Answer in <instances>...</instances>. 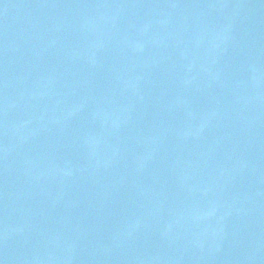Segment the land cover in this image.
Masks as SVG:
<instances>
[{
  "label": "water",
  "instance_id": "obj_1",
  "mask_svg": "<svg viewBox=\"0 0 264 264\" xmlns=\"http://www.w3.org/2000/svg\"><path fill=\"white\" fill-rule=\"evenodd\" d=\"M0 264H264V0H0Z\"/></svg>",
  "mask_w": 264,
  "mask_h": 264
}]
</instances>
